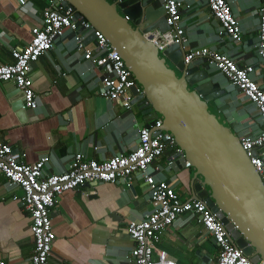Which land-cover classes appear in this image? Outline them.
Masks as SVG:
<instances>
[{
    "label": "crops",
    "instance_id": "obj_1",
    "mask_svg": "<svg viewBox=\"0 0 264 264\" xmlns=\"http://www.w3.org/2000/svg\"><path fill=\"white\" fill-rule=\"evenodd\" d=\"M180 27L187 49L206 48L235 58L239 65L253 66L252 79L264 92V65L258 56V15L262 0H226L238 21L241 41L221 35L218 22L205 0H179ZM160 6V0L156 1ZM46 0H0V65L12 64L11 51L31 40L30 30L40 26ZM79 30V29H78ZM66 32L53 48L31 67L32 88L38 102L35 110L19 115L21 101L11 83H0V146H11L33 164L48 158L44 176L68 170L74 154L101 162L126 154L137 145L142 112L136 106L123 109L100 95L101 71L78 51L75 37ZM94 53L93 41L85 44ZM206 63L200 66L203 69ZM211 74L226 93L208 103L210 113L229 126L238 137L255 139L264 133L257 108L222 74ZM166 148L152 167L181 200L189 201L194 170L168 167L174 149ZM257 150L264 163V145ZM203 183L202 180H199ZM206 188L205 185H203ZM22 191L0 175V260L7 264H30L34 254L31 217L21 202ZM154 209L149 190L139 173L127 181L84 184L59 197L50 212L55 240L49 264H132L128 262L133 241L126 232L130 222L140 221ZM190 214L180 215L160 236L162 250L177 264H212L218 248Z\"/></svg>",
    "mask_w": 264,
    "mask_h": 264
},
{
    "label": "built area",
    "instance_id": "obj_2",
    "mask_svg": "<svg viewBox=\"0 0 264 264\" xmlns=\"http://www.w3.org/2000/svg\"><path fill=\"white\" fill-rule=\"evenodd\" d=\"M65 0H46L40 26L30 30L31 40L24 48L11 51L12 64L0 65V83H11L22 97V109L35 110L38 106L30 77L31 67L40 56L50 51L56 42L64 37L66 32L78 29L88 30L93 34L94 53L86 49L83 38L75 37L78 51L84 50V58L101 71L100 95L106 101L119 103L125 110H130L134 97L131 88L140 87L132 79L129 69L121 56L112 49L106 37L95 30L84 19H76L75 11ZM166 14V24L169 30L161 33L154 30L144 34L145 38L156 46L159 52L171 45L182 46L184 63L201 59L207 66L222 74L243 96L257 108L264 122V92L252 79L253 66L239 65L235 58L206 48L187 49L184 30L180 27L181 9L184 7L179 0H160ZM207 7L220 26L221 35H227L232 41H241V31L236 18L230 11L226 0H205ZM24 0H18L22 7ZM258 15V56L264 65V0L257 12ZM103 54V55H101ZM242 149L250 159L252 166L260 176L264 186V163L259 156L253 157L252 151L263 147L264 133L255 138H239ZM174 149L168 167L174 161V155L181 153L175 145L172 135L162 130V120L157 119L151 127L139 129L136 147L126 153L118 154L107 160L97 162L85 159L80 153L73 155L68 170L61 174L44 176V168L48 158L42 157L33 164L23 162L24 154L16 152L11 146H0V175L10 185L22 191L21 202L30 214V233L33 239L34 254L30 264H49L52 244L55 234L52 229L50 212L55 208L60 196L66 192L78 190L84 184L115 183L139 173L149 190L150 201L154 206L151 213L142 220L130 222L126 232L134 243L128 262L132 264H177L162 250H156L161 234L170 227L180 215L190 214L211 237L218 253L212 264H251L238 249L223 224L209 209L203 200H181L175 190L164 180L155 175L157 168L152 167L166 148ZM186 168L190 165L187 163ZM0 264H7L0 260ZM257 264H264L259 261Z\"/></svg>",
    "mask_w": 264,
    "mask_h": 264
},
{
    "label": "water",
    "instance_id": "obj_3",
    "mask_svg": "<svg viewBox=\"0 0 264 264\" xmlns=\"http://www.w3.org/2000/svg\"><path fill=\"white\" fill-rule=\"evenodd\" d=\"M156 1L65 0L63 5L75 11L76 19L86 20L101 32L121 56L141 89L140 94L137 86L130 90L134 97L131 104L144 116L140 128L161 119L162 130L172 135L181 151L174 155L170 167L176 170L188 163L194 170L189 200L206 203L251 264L264 262V186L239 138L208 109V103L226 91L209 66L200 69L203 60L184 63L181 45L159 52L150 38H145L144 34L154 30H169L164 6H157ZM78 33L85 35L88 30L79 29ZM94 40L89 34L84 44H94ZM16 93L21 101L15 107L23 117V95ZM252 156H257V150Z\"/></svg>",
    "mask_w": 264,
    "mask_h": 264
},
{
    "label": "rangeland",
    "instance_id": "obj_4",
    "mask_svg": "<svg viewBox=\"0 0 264 264\" xmlns=\"http://www.w3.org/2000/svg\"><path fill=\"white\" fill-rule=\"evenodd\" d=\"M168 67L171 68V69L173 68V66H171L170 64H168ZM176 74H178V76H180L179 72H176ZM190 88H192V87H190Z\"/></svg>",
    "mask_w": 264,
    "mask_h": 264
}]
</instances>
